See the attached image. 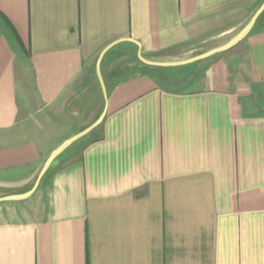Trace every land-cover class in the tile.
<instances>
[{
    "label": "crops",
    "instance_id": "crops-1",
    "mask_svg": "<svg viewBox=\"0 0 264 264\" xmlns=\"http://www.w3.org/2000/svg\"><path fill=\"white\" fill-rule=\"evenodd\" d=\"M263 1L0 0V264H264Z\"/></svg>",
    "mask_w": 264,
    "mask_h": 264
},
{
    "label": "water",
    "instance_id": "water-1",
    "mask_svg": "<svg viewBox=\"0 0 264 264\" xmlns=\"http://www.w3.org/2000/svg\"><path fill=\"white\" fill-rule=\"evenodd\" d=\"M264 13V1L263 3L260 5V7L256 10V12L254 13V15L251 17V19L249 20V22L245 25V27L235 36L233 37L229 42H227L226 44L212 49L204 54H201L197 57H194L192 59L189 60H185V61H179V62H156V61H151L146 59L141 51H139V58L140 60L150 66H159V67H164V66H177V65H183V64H188V63H192L195 61H199L202 59H206L209 58L211 56H214L216 54L225 52L231 48H233L234 46H236L239 42H241L245 37H247L250 32L253 30L255 24L257 23L258 19L260 18V16ZM139 45V44H138ZM113 45L109 46L100 56L98 62H97V76L98 79L101 83L102 86V90H103V94L105 96L106 99V103H107V89H106V85L103 79V75H102V60L103 57L105 55V53L112 48ZM106 108L104 109V111L102 112V114L99 116V118L93 122L91 125H89L87 128H85L84 130H82L81 132L75 134L74 136L70 137L69 139H67L66 141H64L60 146H58L47 158V160L45 161L43 168L40 172L39 178H38V182L37 185L39 184V182L41 181V179L45 176V174L48 172V170L51 168L52 164L54 163V161L60 156L62 155L68 148H70L73 144H75L76 142H78L79 140L85 138L86 136H88L89 134L93 133L104 121L105 116H106ZM34 191L31 190L25 194H21V195H13V196H7L2 198L1 200H21L24 199L26 197H28L29 195L32 194V192Z\"/></svg>",
    "mask_w": 264,
    "mask_h": 264
},
{
    "label": "rangeland",
    "instance_id": "rangeland-1",
    "mask_svg": "<svg viewBox=\"0 0 264 264\" xmlns=\"http://www.w3.org/2000/svg\"><path fill=\"white\" fill-rule=\"evenodd\" d=\"M244 7H245V5L244 6L243 5H239L237 7L238 10L236 11L235 14H229V15H226V16H221L219 18L214 17V19H213V26H210L208 29H206L202 33V35L200 36V38L201 39L202 38H205V39L207 38L208 40L211 39V38H214V37L216 38V35H219L223 31H226L229 28H231L234 24L237 23L238 19L243 16V11H244L243 8ZM255 11L256 10H253L252 12L246 14V17L244 19H242V21L240 22L239 28H237L236 30L231 31L229 34H227V35L219 38L218 40H214V43H215L214 46H216V45H218V46L219 45H222V44L230 41L233 37H235L240 32V30L242 28H244L245 25L249 22V20L251 19V17L254 15ZM263 23H264V15L258 21L257 26L259 27ZM211 42H213V41H208L209 45H210ZM211 44H213V43H211ZM183 45L184 46L185 45L188 46L187 43H185ZM175 51H177V50H175ZM175 51L173 53H176ZM195 62H198L199 63L201 61H195ZM195 62H192V63H189V64L185 65L186 66L185 68H188V70H193V69H191V67L194 68ZM159 69H163V67H160ZM97 81H98V79H97ZM46 143L51 145V144L55 143V141L50 140V141H47ZM79 144H81V142H78L74 146H78Z\"/></svg>",
    "mask_w": 264,
    "mask_h": 264
},
{
    "label": "trees",
    "instance_id": "trees-1",
    "mask_svg": "<svg viewBox=\"0 0 264 264\" xmlns=\"http://www.w3.org/2000/svg\"><path fill=\"white\" fill-rule=\"evenodd\" d=\"M100 128H101V126L100 127H98L94 132H93V134H97L99 131H100ZM92 135L90 134V135H88V136H86L85 138H83L82 140H80L79 142H85L86 140H88L90 137H91ZM50 171H48V173H49Z\"/></svg>",
    "mask_w": 264,
    "mask_h": 264
}]
</instances>
